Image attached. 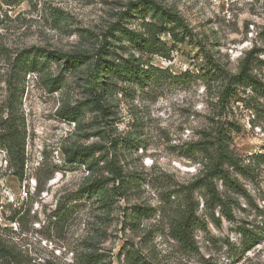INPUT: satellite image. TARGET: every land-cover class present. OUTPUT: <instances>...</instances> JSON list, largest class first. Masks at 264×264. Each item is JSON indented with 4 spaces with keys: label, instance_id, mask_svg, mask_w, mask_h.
Instances as JSON below:
<instances>
[{
    "label": "rangeland",
    "instance_id": "rangeland-1",
    "mask_svg": "<svg viewBox=\"0 0 264 264\" xmlns=\"http://www.w3.org/2000/svg\"><path fill=\"white\" fill-rule=\"evenodd\" d=\"M132 1L0 0V136L11 116L23 135L25 159L16 167L0 147V264H90L93 254L99 264H126L130 252L149 264H264V163L253 157L264 154V97L249 99L254 108L232 99L222 111L217 84L196 70L204 66L200 46L232 73L251 49L264 60V0H155L177 11L192 35L176 43L161 34L172 50L151 63L193 75L186 81L157 77L156 84L127 95L118 90L107 119L89 104L81 69L49 61L40 71L17 73L16 58L29 50L95 52L109 31L137 28L150 16L129 13ZM108 42L111 51L123 53L118 42ZM254 72L264 78V63ZM57 76L61 84L49 89L45 78ZM74 108L76 117H65ZM225 119L237 128L232 149L252 168L248 176L237 175L246 194L231 196L233 220L207 208L203 190L185 191L201 169L187 149ZM128 136L137 146L117 157L127 174L137 172L138 183L110 209L84 197L72 200L89 175L66 160L65 150L95 145L100 154L111 139ZM186 206L194 212L192 249L169 232ZM240 226L260 241L247 244Z\"/></svg>",
    "mask_w": 264,
    "mask_h": 264
},
{
    "label": "trees",
    "instance_id": "trees-1",
    "mask_svg": "<svg viewBox=\"0 0 264 264\" xmlns=\"http://www.w3.org/2000/svg\"><path fill=\"white\" fill-rule=\"evenodd\" d=\"M129 13L136 12L142 15L149 14V19H142L137 28H122L109 31L103 39V44L95 52L63 53L49 51L43 48H35L16 58L17 73L40 71L41 67L49 61L64 62L69 70L78 69L84 75L83 79L89 92V104L97 111L101 119H107L112 115V98L122 91L127 95L131 90L142 89L147 85L156 84L157 77H167L172 80L186 81L193 74L185 70L179 74H173L167 68L162 69L153 66L151 60L154 56L169 58L172 48L161 40V34H167L174 42H184L190 37L191 31L181 15L170 8L158 4L155 0H134L128 3ZM110 38L119 43L123 53L116 54L108 46L114 45ZM108 45V46H106ZM204 66L197 67V73L206 83L217 84L218 106L222 111L232 99L244 101L251 108L254 104L249 102L251 97H264V78L259 77L254 69L264 63L263 59L255 56V49L246 52L241 59L238 70L230 72L219 59L209 50L201 47ZM49 89L54 90L61 84L57 77L45 78ZM249 90L245 99H238L239 93ZM74 115H65L69 119ZM65 112V110H64ZM236 127L229 120L216 121L212 128L201 135L196 142L191 143L187 149L190 157H196L201 163L199 176L186 188V194L194 190H203L205 206L209 209L218 208L220 214L229 220H233L232 207L235 200L234 194L245 195L246 190L237 175L248 176L251 174V163L237 156L231 147V134ZM5 136H0V147H3L9 158L15 161V166L23 168L24 141L23 135L13 118L6 121ZM136 139L128 137H115L110 140L108 150L100 152V146L70 147L65 150L66 160L69 163L82 164L88 171V180L78 190L76 197H82L96 203L98 207L110 209L117 198H123L128 194L129 186L134 187L140 176L136 171L127 174L118 161V154L122 149H129L130 145L137 146ZM2 145V146H1ZM112 151V152H110ZM254 160L264 163V154H254ZM219 184V185H218ZM189 202V199H188ZM61 206H58V215ZM140 206H133V210L141 213ZM144 213V212H143ZM146 214V213H144ZM65 215L62 214V217ZM61 217V215H58ZM219 221L218 218H213ZM194 212L190 206H186L174 217L169 224V232L172 238L183 247L192 249L195 247L193 238ZM239 232L244 241L258 243L260 237L249 228L239 227ZM126 264H149L141 260L136 254L126 253ZM90 264H99L96 254L90 255Z\"/></svg>",
    "mask_w": 264,
    "mask_h": 264
}]
</instances>
